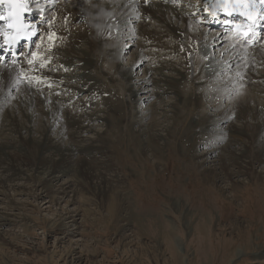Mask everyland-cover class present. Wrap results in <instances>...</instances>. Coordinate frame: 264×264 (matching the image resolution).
<instances>
[{
	"label": "rangeland",
	"instance_id": "rangeland-1",
	"mask_svg": "<svg viewBox=\"0 0 264 264\" xmlns=\"http://www.w3.org/2000/svg\"><path fill=\"white\" fill-rule=\"evenodd\" d=\"M136 22H132L134 31L140 26L142 28ZM127 34H122L114 43L123 48L122 54L107 59L101 65L100 78L103 81L96 82L100 87L102 84L105 86L100 89L101 96L83 92L74 100L79 103L94 101L97 104L94 109L99 117L93 128L84 134V139L106 142L110 136L104 153L89 156L92 158L96 155L95 161L105 165L110 179H106L108 189L112 187L111 190L117 195L115 217L110 216L108 208L113 199L92 188V184L83 180L81 173L73 167V171L63 176L61 183L51 193L40 184L34 186L36 181L18 180L16 187L23 188L27 194L16 193L12 187L4 189L9 200L0 192V212L5 213L0 220V264H264V170L256 166L254 171H259L260 178L251 179L241 172L230 182V175L219 169L226 145L219 141L218 147H212V142L204 140L208 139L204 135L208 119L203 107L199 108L203 111L201 116L191 114L190 109H194V105L190 103L195 102L190 100L193 90L190 81L185 86L177 84L180 94L172 93L164 100L163 97L158 100L153 93L158 91L160 76L150 71L147 59L137 66L135 62L133 65L139 56L142 59L144 51L141 52L139 48L143 49L144 43L140 44L137 36ZM215 43H210L213 56H217L219 61L229 56L225 51L219 53L218 44ZM225 43L223 41L218 47L225 49ZM156 54L160 55V52ZM160 57L163 60V56ZM181 61L182 58L172 59L175 66L182 69ZM132 66L136 84L146 78L152 82L140 83L146 90L138 93L137 101L130 97L137 103L129 105L130 99L122 100L125 94L117 91V82L109 78L115 75L117 68L130 70ZM230 66L232 73L240 64L231 63ZM256 72L264 75V67H257ZM117 77L119 79L120 75ZM201 77L199 80L202 82ZM108 87L112 97L105 96ZM185 87L186 92H182ZM70 89L73 91L72 87ZM104 96L108 99L103 103ZM113 100L120 101L116 103L118 107L110 108L112 112L109 113V106L105 103L110 104ZM173 103L187 107L184 113H180L184 122L173 128L167 142L155 139L163 145L160 153L153 150L152 141L147 136L139 137L136 129L122 121L123 117L132 119L135 113ZM189 104V107L186 106ZM120 106L124 112L127 110V116ZM206 110L214 112L212 108ZM154 119L152 115L146 121L150 123ZM227 124L221 123L220 127L226 129ZM206 149L211 151L209 156L212 154V159L210 157L207 164L202 162L203 167L199 164L202 159L198 156L206 153ZM84 155V152H78L74 160H81L87 166ZM22 156L26 159L29 157L25 154ZM212 166L218 169L217 176L222 181L207 177L205 167ZM229 169L236 171L237 167L230 166ZM79 178L83 183H79ZM230 183L236 186L233 188ZM55 190L57 193H54ZM57 214H60V219L56 218ZM55 218L57 223H54ZM202 220L209 222L211 231L199 235L198 225L205 222ZM167 236L172 237L171 242L175 241L173 248L168 246L170 240H165ZM62 238L64 241L60 242ZM238 249L243 252L235 255L234 251Z\"/></svg>",
	"mask_w": 264,
	"mask_h": 264
},
{
	"label": "bare ground",
	"instance_id": "bare-ground-1",
	"mask_svg": "<svg viewBox=\"0 0 264 264\" xmlns=\"http://www.w3.org/2000/svg\"><path fill=\"white\" fill-rule=\"evenodd\" d=\"M103 3L95 1L91 5H75L76 10H83L84 13L87 11V14H73L74 16L77 15V20H82L84 30L81 31L80 29L78 31L76 28L75 31H78V34L76 39L70 42L69 46L71 47L62 50L59 54L60 62L74 67L73 72L68 75V81L73 92L75 94L88 92L91 95L101 96L100 89L105 86L102 84L100 87L96 84V82L102 80L100 78L101 65L113 56L118 55L119 57L123 52L122 47L120 48V46L114 44L118 42L121 36L118 39H112L109 33L105 35L98 34L101 30L98 31L97 28L101 25L103 18L113 15L120 21L121 35L128 33V36L138 37L139 32L143 37L144 49L152 51L158 48L160 50V55L152 54L149 57L144 53L143 56L141 55V60L139 56L133 61V65L135 62L137 66L145 59L147 61L152 58L156 59L155 63L157 65L149 68L150 71L157 72V75L160 76L157 81L158 91H155L153 96L158 100L163 97L164 100L165 96L180 92L176 88L177 84L185 86L184 84L190 81L189 84L192 86H189L193 89H189L192 90L190 100L195 102L190 103L194 105V109H190L191 114L193 113L199 117L203 111L206 112L208 121L204 135L208 139L204 140H207V143L208 141L212 142L210 144L212 147H218L219 141L226 145V148H224L226 151H224V154L222 153V162L219 169L230 175L229 181L235 180L234 178L238 177L241 172L246 173L251 179L260 178L259 171L254 170L256 166L264 170V75L258 74L256 68L264 67V51L256 53L252 56V59H247L245 53L233 47L227 41L225 49L219 48L218 46L223 43V40L218 34L206 36L208 34L206 26L193 23L185 11L165 3L157 2L143 8V10L138 3L132 0H109ZM67 9L69 11L73 10L70 5ZM142 11L149 13L156 25L153 26L143 22L140 18ZM135 21L142 25V28L139 25L137 31H134L135 26L132 25V22ZM165 39L173 42L170 43ZM211 42L218 44L219 53L222 54V51H225L229 56L219 61L217 56L212 55ZM173 52L181 55L182 69L172 62L171 54ZM160 56H163V60ZM231 63L240 64L239 68H236L232 73L229 71ZM166 70L169 72H166ZM133 71L134 66L130 70L117 68L115 75H111L109 78L117 82L118 87L116 90L125 94V97L121 99H130L129 105H133L139 99L138 93L140 91L146 90V87L141 86L140 83L149 84L152 82V80L146 78L136 84ZM118 74L120 75L119 79ZM200 76H202V82L199 80ZM186 87L182 88L181 91H185ZM126 88L128 89L127 92ZM130 97L135 101H132ZM106 99L108 98L103 99V103L106 102ZM62 100L64 101L63 104L69 105L68 107L80 104L74 101L75 98L72 96L68 98L63 96ZM117 102L113 100L110 104L105 103L109 106V110L107 109L109 113L113 108L118 107ZM224 102L226 103L224 104ZM63 104L53 103L41 92H33L30 88L22 87L16 80L13 70L5 67L0 68V192L7 199H9V196L4 189H10V187L16 193L27 194L23 188H18L16 187L18 185L15 184L16 181L24 178V180L36 181L34 186L40 184L45 191L51 193L55 187L57 188L61 178L73 171V167L81 173L83 180H87L90 182L89 184H92V188L97 189L100 193L108 194L113 199L108 208L110 216L114 218L118 209L116 206L117 195L111 190L112 187L108 189L109 183L106 179L109 181L110 179L105 172V165L95 161L96 155L92 158L89 156L92 153L101 154L106 148L105 144L109 143L110 136L106 142L102 140L86 141L83 137L93 128L92 125L99 117L96 113L97 110L94 109V105L97 104L94 101H84L82 104L85 106L81 110L75 106L73 109H63ZM90 104L91 107L85 110ZM190 104L186 106L189 107ZM111 107L112 109H110ZM200 107H203V111L199 109ZM225 107L226 109H223ZM186 108L173 103L143 113L134 112L135 116H132V119L123 117V120H121L128 124L130 128L136 129L135 131L139 137L147 136L152 141L153 150L160 153L163 145L155 139L167 142L173 128L178 126L180 122L181 124L184 122V118L180 113L181 111L184 113ZM209 108H212L214 112L206 110H209ZM121 110L123 111L122 108ZM125 112L124 115L127 116L128 112ZM152 115L155 116V119L148 123L146 118ZM156 116L159 117V121L156 120ZM162 119L164 121H161ZM224 122L228 123L226 129L220 127V124ZM54 135L57 136L54 137ZM202 144L207 147L203 140ZM78 152L86 154L83 158L87 166L81 160H74ZM204 152L206 153L198 156L199 159H202L199 164L203 167V164L209 162L210 157L212 159V154L209 156L211 152L209 149ZM23 154L28 155V159L22 156ZM108 161L112 163V160L109 159ZM77 163L78 166H76ZM230 166H236L237 170L229 169ZM80 168L82 171H80ZM217 173L218 169L216 167H205L207 177L220 182L222 180L217 176ZM114 177L116 178L117 175L115 174ZM82 179L79 178V183H83ZM237 181L239 182L238 179ZM230 185L233 188L236 186L233 183H230ZM54 193H57V191L55 190ZM62 193L64 194V191ZM4 215L5 213L1 211L0 220ZM60 217V214H57L56 218L60 219ZM56 218L54 223H57ZM206 222L198 225L199 235L211 231V227L208 225L209 222ZM167 237L165 240H170L168 246L173 248L174 239V242H171L172 237ZM59 240L60 242L64 241V238ZM93 252L96 254V251ZM241 252L243 250L238 249L237 252L234 251V254H240Z\"/></svg>",
	"mask_w": 264,
	"mask_h": 264
},
{
	"label": "snow or ice",
	"instance_id": "snow-or-ice-1",
	"mask_svg": "<svg viewBox=\"0 0 264 264\" xmlns=\"http://www.w3.org/2000/svg\"><path fill=\"white\" fill-rule=\"evenodd\" d=\"M3 2H4V0H0V4H2ZM225 2H228V0H225ZM260 2L264 3V0H260ZM13 4H15L16 7H18V8L21 6L20 3H19V0H12V3H10V8L12 7ZM214 7L223 8V4L221 3V0H217V3H216V5H214ZM25 9H26V6H25ZM228 14L231 15L232 13L228 12ZM14 18L16 20H19V12L13 13V12L10 11L9 15L7 17H4V16L0 15V20L7 19L9 21V24H8L9 28H17V29H19L20 27H23V25H18L16 23H13L12 21H13ZM262 19H264V17H262ZM30 35H35V33L33 32ZM32 55L35 57L36 53H32ZM27 62H28L29 65L33 64V60H28ZM43 66H44L43 64L39 65V67H43Z\"/></svg>",
	"mask_w": 264,
	"mask_h": 264
}]
</instances>
